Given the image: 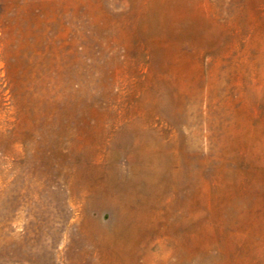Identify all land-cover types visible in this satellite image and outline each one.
<instances>
[{"label": "rangeland", "instance_id": "rangeland-1", "mask_svg": "<svg viewBox=\"0 0 264 264\" xmlns=\"http://www.w3.org/2000/svg\"><path fill=\"white\" fill-rule=\"evenodd\" d=\"M0 264H264V0H0Z\"/></svg>", "mask_w": 264, "mask_h": 264}]
</instances>
